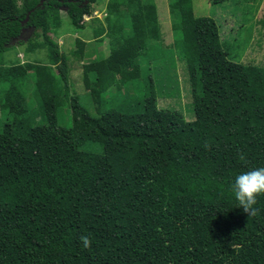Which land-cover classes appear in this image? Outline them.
I'll use <instances>...</instances> for the list:
<instances>
[{
  "label": "trees",
  "instance_id": "1",
  "mask_svg": "<svg viewBox=\"0 0 264 264\" xmlns=\"http://www.w3.org/2000/svg\"><path fill=\"white\" fill-rule=\"evenodd\" d=\"M85 1L0 0V56L14 40L25 43L21 32L33 27L27 50L49 57L47 64L0 60L1 107L9 116L0 133V264H264V195L248 217L231 191L238 174L264 167V66L232 61L219 24L196 17L192 0H171L174 46L194 95L188 130L203 167L175 171L160 160L152 78L130 112L93 117L71 93V69L52 35L62 27L61 7L75 29L85 28L101 0ZM155 9L153 0H109L106 27L96 19L94 36L106 35L111 49L84 67L97 100L140 78V60L160 38ZM76 43L81 58L86 43ZM107 76L112 84L101 90ZM28 78L42 107L39 123L22 93ZM58 84L63 93H55ZM49 101L55 113L46 112ZM66 105L71 127L56 115ZM81 236L92 241L89 249Z\"/></svg>",
  "mask_w": 264,
  "mask_h": 264
},
{
  "label": "rangeland",
  "instance_id": "2",
  "mask_svg": "<svg viewBox=\"0 0 264 264\" xmlns=\"http://www.w3.org/2000/svg\"><path fill=\"white\" fill-rule=\"evenodd\" d=\"M108 1L101 0L94 6L93 14L84 17L86 26L83 30L75 29L65 13L66 10L62 9V27L56 36L52 35V42L67 58L71 69V93L78 96L81 105L93 117H98L99 112L110 110L130 112L135 103L145 96L144 87L148 79L152 78L157 93L158 112L155 114L154 128L161 142L160 160L175 171L201 173L203 167L198 145L196 142L193 143V137L188 130L196 118L193 88L187 63L174 46L176 33L172 26L171 0H153L160 23V38L152 43L151 51L140 60L142 65L140 78L109 91L101 100L91 95V89L84 80V67L92 61L97 64L100 60H105L111 53L110 39L106 35L101 38L94 36L95 30L99 28L96 19L105 27L107 25L105 18L108 13L106 11ZM192 6L196 17H209L219 24L221 40L228 48L232 61L264 66V0H227L221 5H213L211 0H192ZM34 33L35 29L29 30L27 34L23 33L20 39L25 43L21 45L19 40H14L11 47L0 56V60L6 65L18 62L47 64L49 62L47 50H27V42L34 37ZM77 38L86 43L81 58L75 56L78 50ZM41 40L42 37L39 41ZM92 74L91 77L94 78ZM103 82L104 84L99 85L101 90L112 84L108 76ZM21 87L29 114L34 122H41L43 112L40 100L35 94L33 79L23 80ZM54 91L56 94L63 93L62 84L55 86ZM45 106L47 113H55L54 102H46ZM170 112L178 113L181 118ZM56 115L61 126H72L73 117L69 105L61 107ZM8 119V112L2 109L0 99V133Z\"/></svg>",
  "mask_w": 264,
  "mask_h": 264
},
{
  "label": "clouds",
  "instance_id": "3",
  "mask_svg": "<svg viewBox=\"0 0 264 264\" xmlns=\"http://www.w3.org/2000/svg\"><path fill=\"white\" fill-rule=\"evenodd\" d=\"M242 161L246 159L243 154L239 157ZM231 191L237 201L238 208H241L248 217L257 215V197L264 195V167H256L243 171L235 177ZM80 241L84 249L91 247L92 241L81 236Z\"/></svg>",
  "mask_w": 264,
  "mask_h": 264
},
{
  "label": "water",
  "instance_id": "4",
  "mask_svg": "<svg viewBox=\"0 0 264 264\" xmlns=\"http://www.w3.org/2000/svg\"><path fill=\"white\" fill-rule=\"evenodd\" d=\"M42 3V2H41ZM89 3V1H85L84 4L87 5ZM61 9H64L66 10L67 8L66 7H61ZM30 15V14H29ZM29 15L26 17V19L23 21V24H26L28 21H29ZM26 29H23L22 32H21V35H20V38H22V35L23 33L25 32ZM29 30H32L34 31V28L33 27H30Z\"/></svg>",
  "mask_w": 264,
  "mask_h": 264
},
{
  "label": "flooded vegetation",
  "instance_id": "5",
  "mask_svg": "<svg viewBox=\"0 0 264 264\" xmlns=\"http://www.w3.org/2000/svg\"><path fill=\"white\" fill-rule=\"evenodd\" d=\"M24 29H26L25 32H24V34H27V33L29 32V27H26V28H24ZM24 34H23V35H24Z\"/></svg>",
  "mask_w": 264,
  "mask_h": 264
},
{
  "label": "built area",
  "instance_id": "6",
  "mask_svg": "<svg viewBox=\"0 0 264 264\" xmlns=\"http://www.w3.org/2000/svg\"><path fill=\"white\" fill-rule=\"evenodd\" d=\"M95 16H97V15H95Z\"/></svg>",
  "mask_w": 264,
  "mask_h": 264
}]
</instances>
